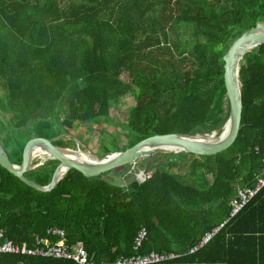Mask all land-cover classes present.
I'll return each instance as SVG.
<instances>
[{
	"label": "trees",
	"instance_id": "1",
	"mask_svg": "<svg viewBox=\"0 0 264 264\" xmlns=\"http://www.w3.org/2000/svg\"><path fill=\"white\" fill-rule=\"evenodd\" d=\"M258 22L264 0H0L2 146L20 164L34 141L68 137L89 124L102 128L111 105L126 96L132 100L122 122L132 136L126 148L155 135L220 130L229 117L223 58ZM181 25L194 29L191 52L173 37ZM239 78L237 140L212 156L177 154L185 176L164 171L175 163L172 153L148 179L124 189L70 169L41 191L0 166L5 241L55 244L49 231L58 229L66 245L82 242L96 264L150 252L179 256L157 264H264V188L233 218L230 206L264 170V46L243 57ZM57 164L26 176L46 185ZM141 229L146 238L135 249ZM0 264L76 263L0 254Z\"/></svg>",
	"mask_w": 264,
	"mask_h": 264
},
{
	"label": "water",
	"instance_id": "2",
	"mask_svg": "<svg viewBox=\"0 0 264 264\" xmlns=\"http://www.w3.org/2000/svg\"><path fill=\"white\" fill-rule=\"evenodd\" d=\"M261 46H264V22H258L253 29H250L236 40L223 58L229 117L220 130L196 135H155L136 143L130 148L114 152L105 157L95 155L83 146V149L78 146V150H72L54 145L57 142L64 141L67 137H59L51 141L37 140L28 145L20 164L10 160L0 140V166L18 176L28 185L41 191H50L54 188L70 169H76L88 178L100 177L109 185L124 189L134 183H142L147 174L152 173L153 170L166 163V159H163L162 162L156 164L158 151L176 154L188 153L197 156H212L224 152L235 143L241 128L244 101L239 78V64L245 55ZM67 140H70V138ZM38 148L43 149L48 154L46 159L58 162L50 182L46 185L39 184L26 176L28 171L43 166V164L33 165L34 153ZM166 149L173 150L168 151ZM77 151L91 154L96 160L72 158ZM138 172H141L142 178L136 176Z\"/></svg>",
	"mask_w": 264,
	"mask_h": 264
},
{
	"label": "built area",
	"instance_id": "3",
	"mask_svg": "<svg viewBox=\"0 0 264 264\" xmlns=\"http://www.w3.org/2000/svg\"><path fill=\"white\" fill-rule=\"evenodd\" d=\"M150 177V174H147L143 179V182ZM1 183V177H0ZM264 188V170L256 178V181L252 187L245 189H238L236 196L231 201V218L235 217L239 212H241L261 190ZM222 224L219 228L206 233L201 240V243L195 246L191 253L199 251L205 244H207L214 235L226 224ZM50 234L56 236L58 241L55 244H50L48 240L38 239L35 245L32 248H29L26 244L20 246L14 244L12 241L6 240L4 237V232L0 231V254H9V255H27V256H42L47 258L61 259L65 261H70L76 264H96L90 260L87 251L84 248L82 242H78L75 245H66L63 240L65 234L63 231L54 229L49 231ZM145 229H141L135 240L134 248L139 249L146 238ZM179 257L173 253L169 254H157L150 252L146 255L133 256L131 258L118 260L112 264H157L160 262L173 260Z\"/></svg>",
	"mask_w": 264,
	"mask_h": 264
},
{
	"label": "rangeland",
	"instance_id": "4",
	"mask_svg": "<svg viewBox=\"0 0 264 264\" xmlns=\"http://www.w3.org/2000/svg\"><path fill=\"white\" fill-rule=\"evenodd\" d=\"M177 28L178 29L173 34V37L178 40L181 48L186 49V52H191L196 40L193 27L181 25ZM225 100L227 105L228 100ZM131 105V97L126 96L120 102L111 105V116L102 128H97L93 126V124L81 126L76 132H72L67 138H65L64 141H68L67 139L69 138L71 139V141L75 140V142H73L75 143V145L70 146L71 148L69 149L78 150V146H80L81 149H83V147H86V150H89L93 154L100 157H105L106 155L112 154L114 152L123 151V149L128 146L129 141L132 139V136L129 137L130 132L122 126V122L127 117ZM169 154L172 153L158 151L156 154L158 158L156 164L159 163L165 155ZM173 154L174 156L170 158H172L175 163L173 164V166H164V171L185 176L188 170L183 169L184 165L182 164V162L184 160V157H181L176 153ZM49 161L51 160H48L46 158L44 160L36 158L33 165L37 166L40 164H45ZM186 176L189 177L188 175Z\"/></svg>",
	"mask_w": 264,
	"mask_h": 264
},
{
	"label": "bare ground",
	"instance_id": "5",
	"mask_svg": "<svg viewBox=\"0 0 264 264\" xmlns=\"http://www.w3.org/2000/svg\"><path fill=\"white\" fill-rule=\"evenodd\" d=\"M166 150L170 151V150H173V149H166ZM34 154H35V159L39 158L41 160H44L45 158L48 157V154H46L43 151V149H40V148L36 149ZM72 158H76V159H81V158L85 159L86 158V159L93 160V161L96 160V158L93 157L91 154H88V153H85V152H82V151H77L76 155L72 156ZM136 176L138 178H142L141 172H138V174Z\"/></svg>",
	"mask_w": 264,
	"mask_h": 264
},
{
	"label": "crops",
	"instance_id": "6",
	"mask_svg": "<svg viewBox=\"0 0 264 264\" xmlns=\"http://www.w3.org/2000/svg\"><path fill=\"white\" fill-rule=\"evenodd\" d=\"M163 159H166V158H165V157H163ZM163 159H161V160H160V162H162V161H163ZM166 162H167V159H166ZM164 164H165V163H164ZM164 164H163V165H164ZM163 165H162V166H163ZM170 173H172V172H170Z\"/></svg>",
	"mask_w": 264,
	"mask_h": 264
}]
</instances>
